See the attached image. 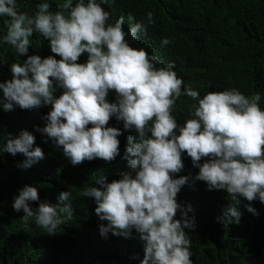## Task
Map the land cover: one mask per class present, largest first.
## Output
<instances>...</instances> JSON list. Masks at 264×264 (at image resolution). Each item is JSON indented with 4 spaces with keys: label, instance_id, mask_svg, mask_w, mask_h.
<instances>
[{
    "label": "clouds",
    "instance_id": "1",
    "mask_svg": "<svg viewBox=\"0 0 264 264\" xmlns=\"http://www.w3.org/2000/svg\"><path fill=\"white\" fill-rule=\"evenodd\" d=\"M114 2L41 0L29 14L19 11L17 0H0V17L7 18L0 46L10 45L17 56L27 57L11 63L12 78L0 82V105L4 111L51 106L45 127L38 130L63 149L73 166L95 159L112 162L120 155L118 137L127 139L123 158L132 171L111 182L100 178L98 187L87 185L80 192L94 199L96 216L107 222L100 223V235L131 238L135 231L144 248L140 264H193L185 229L194 230L195 219L188 216L191 205L185 210L177 200L190 180L193 185L205 182L208 191H225L235 202L217 218L225 228L239 223L241 198L249 202L247 211L253 214L257 213L251 204L264 203L261 94L246 96L232 88L201 97L191 87L184 88L174 63L157 67L162 61L128 42V36L135 41L147 34L153 13L146 14L147 23L131 15L114 18L103 7ZM34 34L49 41L54 55L28 54ZM170 43L162 40L163 45ZM84 54L86 62L79 63ZM57 89L63 90L58 98ZM110 92H115L116 102L108 101ZM182 95L195 103L181 124L173 112ZM112 117L119 123L108 127ZM34 144L35 136L22 131L0 146V153L22 154L26 160L21 167L30 168L44 159L43 150ZM184 153L199 169L194 178H175L184 169ZM71 195L61 192L58 205L40 203L33 209L29 202L39 200L38 189L24 186L12 207L24 213L21 220H34L53 236L74 218Z\"/></svg>",
    "mask_w": 264,
    "mask_h": 264
},
{
    "label": "trees",
    "instance_id": "2",
    "mask_svg": "<svg viewBox=\"0 0 264 264\" xmlns=\"http://www.w3.org/2000/svg\"><path fill=\"white\" fill-rule=\"evenodd\" d=\"M40 2L17 0L19 11L29 14L35 12ZM52 7L55 10V3ZM103 7L114 18L131 15L145 23L146 14L152 12L154 23L148 25L147 34L135 41L128 36V42L162 61L157 67L174 63L184 88L191 87L201 97L207 92L232 88L246 96L260 93V107L264 110V0H115ZM6 19L0 17V35L6 34ZM124 31L128 32L127 21ZM164 38L171 43L163 45ZM30 39L29 55H54L48 40L39 34ZM25 59L17 56L10 45L0 46V82L12 78L11 63ZM86 60L84 54L78 62ZM9 72V76H4ZM62 92L57 89V98ZM107 99L116 102L115 92H110ZM193 103L185 95L177 100L173 115L178 123L189 118ZM50 110L51 106L33 110L14 106L12 111H4L0 105V146L28 131L35 136L33 148L38 146L44 152V159L30 168L21 167L26 160L22 154L0 153V264H140L144 248L135 238V231L131 238L111 233L102 237L99 225L107 222L96 216L94 199L80 195L87 185L98 187L96 181L100 178L111 182L132 171L123 158L128 140L118 137L120 155L110 163L95 159L73 166L63 149L38 130L45 127L44 117ZM113 123L119 121L112 117L108 127H115ZM182 159L184 169L175 178H194L199 169L193 167L186 153ZM24 186L38 189L39 200L29 202L33 209L40 203L56 206L60 193L70 191L73 220L58 228L53 236L37 227L34 220H21L24 213L16 212L12 205ZM177 200L185 210L191 205L188 216L195 219V229H185L191 240L193 264H264V203L253 202L251 206L257 213L253 214L247 211L249 202L241 198L237 205L241 213L239 223L225 228L217 218L230 203H235L225 191H208L205 182L196 181L193 185L190 180ZM176 218L180 219L179 213Z\"/></svg>",
    "mask_w": 264,
    "mask_h": 264
}]
</instances>
